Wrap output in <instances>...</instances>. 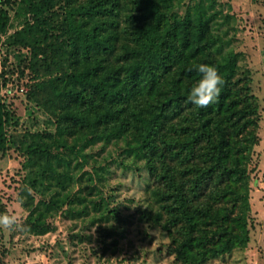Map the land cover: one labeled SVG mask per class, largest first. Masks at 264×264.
Masks as SVG:
<instances>
[{
  "label": "trees",
  "instance_id": "obj_1",
  "mask_svg": "<svg viewBox=\"0 0 264 264\" xmlns=\"http://www.w3.org/2000/svg\"><path fill=\"white\" fill-rule=\"evenodd\" d=\"M222 8L215 0H0V44L12 10L22 20L7 46L26 49L30 68L47 71L28 89L0 65L1 152L8 96L48 92L41 102L54 118L52 143L33 138L25 147L26 188L40 196L28 219L38 233L79 175L93 176L76 171L98 170L85 150L99 142L143 160L153 183L140 215L167 233L178 260L204 262L248 244L249 165L261 115L251 69L226 29L234 15ZM199 64L223 80L205 107L187 101ZM101 211L107 220L112 210Z\"/></svg>",
  "mask_w": 264,
  "mask_h": 264
},
{
  "label": "rangeland",
  "instance_id": "obj_2",
  "mask_svg": "<svg viewBox=\"0 0 264 264\" xmlns=\"http://www.w3.org/2000/svg\"><path fill=\"white\" fill-rule=\"evenodd\" d=\"M215 1L217 6L223 5L224 16L234 15L233 19L228 17L226 29L228 35L237 37L233 49L242 52L241 64L251 69V92L257 98L261 119L249 165V242L193 264H264V0ZM9 13L12 27L2 37L0 65L29 89L37 76L47 78V71L36 65L35 70L30 68L26 49L7 46L5 38L22 20L12 10ZM47 96L48 92L37 100L8 96L6 103L11 116L5 126L7 146L0 151V213L17 219L10 228L0 227V264H185L176 258L167 233L140 215L151 201L152 178L143 160L122 152L121 144H108L103 149L99 142L89 145L85 151L98 161L94 168L98 170L92 171L90 164L76 171L93 176L89 179L80 174L61 208L45 212L44 233L31 225L28 214L40 196L26 188L31 164L25 147L33 138L52 143L54 118L41 102ZM103 208L112 210L107 220Z\"/></svg>",
  "mask_w": 264,
  "mask_h": 264
},
{
  "label": "clouds",
  "instance_id": "obj_3",
  "mask_svg": "<svg viewBox=\"0 0 264 264\" xmlns=\"http://www.w3.org/2000/svg\"><path fill=\"white\" fill-rule=\"evenodd\" d=\"M196 71L200 78L188 89L187 101L199 107L214 103L220 94L223 80L216 68L208 64H199ZM16 217L7 213H0V227L10 228L16 223Z\"/></svg>",
  "mask_w": 264,
  "mask_h": 264
}]
</instances>
